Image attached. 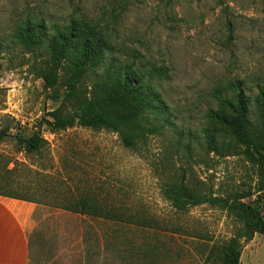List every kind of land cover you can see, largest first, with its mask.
<instances>
[{
	"label": "rangeland",
	"instance_id": "obj_1",
	"mask_svg": "<svg viewBox=\"0 0 264 264\" xmlns=\"http://www.w3.org/2000/svg\"><path fill=\"white\" fill-rule=\"evenodd\" d=\"M71 18L100 27L109 42L103 60L78 84L82 93L91 95L102 67L126 61L149 78L167 104V119L139 137L135 150L125 147L115 130L75 125L51 132L43 121L51 120L52 111L79 114L67 96L71 64L55 59L49 45L54 29ZM27 22L43 25L39 43L29 47L15 37ZM154 66L167 72L150 77ZM237 80L242 86L237 96L253 97L264 85V0H0V128L10 126L0 139V195L15 182L27 197L56 203L54 195L64 194L60 200L66 202L88 194L144 213L157 229L82 217V230L114 235L119 249L124 238L150 248L154 243L162 251L157 264H218L209 250L230 238L239 244V264H264V234L247 237L254 209L264 214V191H256L264 171L252 161L259 156L256 148L264 155L260 107L252 100L247 105L250 124L260 127L256 147L231 137L225 124L218 125L214 146L203 133L209 125L213 129L207 113L220 106L230 94L228 83ZM31 128L46 142L41 155L26 153L16 142L15 136ZM182 175L213 196L250 195L232 209L205 202L178 210L160 187ZM147 252L133 247L137 258L147 260ZM91 261L123 264L105 256Z\"/></svg>",
	"mask_w": 264,
	"mask_h": 264
},
{
	"label": "trees",
	"instance_id": "obj_2",
	"mask_svg": "<svg viewBox=\"0 0 264 264\" xmlns=\"http://www.w3.org/2000/svg\"><path fill=\"white\" fill-rule=\"evenodd\" d=\"M41 28H43L41 24L23 23L16 29L15 37L28 47L32 46L39 43ZM49 45L55 59L65 58L71 64L67 96L73 99L79 109V114L75 118L57 113V111L50 112L51 120L43 119L49 131L66 130L75 125L93 129L107 128L118 131L122 144L135 150V143L139 137L157 130L159 128L157 121L167 119L165 113L168 108L162 95L150 85L149 78L142 76L140 69L132 62L107 64L100 69L98 77L93 81L91 95L88 97L87 94L80 91L78 87L80 81L89 69L97 66L103 60L104 51L109 49L107 37L100 27L71 18L65 27L54 29L53 35L49 37ZM166 72V68L154 66L150 77H152V73L161 75ZM241 89L240 81L229 82L227 86V90L230 91L229 96L223 97L216 110H209L207 113V118L213 124V129L209 125L203 129V133L206 134V140L211 146L218 143L217 137L221 135V131L217 132L218 125L225 124L231 129V137L240 139L246 145L252 144L256 147L255 141L260 134V127H253L250 124L247 105L251 100L257 104L260 107L258 115L264 122V85L258 86L253 97L234 94ZM230 113L233 115H229ZM41 124L39 123V126ZM8 129H10L8 125L0 128V139L7 135ZM15 139L28 154L41 155L46 144L38 128H31L27 134L15 136ZM256 151L259 156L255 160L253 158L252 161L259 164L262 173L264 171V155L257 148ZM261 175L256 191H264V175ZM174 178L164 181L160 192L170 205L178 210H185L189 206L205 202L232 209L239 199L250 195L248 191H241L227 197L213 196L211 193H204L194 187V184H189L184 175L179 181ZM8 187L9 190L2 191V195L48 204L119 225L136 226L140 229H157L156 221L144 213L132 212L126 206L109 205L97 200L93 195H77L75 199L66 202L60 200L65 197L64 194L54 195L53 197L58 202L52 203L31 196H23L15 182H9ZM45 191L47 190L41 192L45 194ZM255 232L264 234V214H261L258 208L254 209L253 220L248 224L247 237L251 238ZM114 239L111 235H106L103 244L104 256L109 257L112 261L119 259L123 264H157L160 262L162 251L154 243L150 248L143 245V242L140 245H135L131 240L124 238L122 242L125 245L123 244L124 246L119 249ZM133 247L140 248L142 252H147L148 248V259L137 258L133 253ZM215 247L210 248L208 256L217 258L218 264H239L240 247L237 239L230 238L217 248Z\"/></svg>",
	"mask_w": 264,
	"mask_h": 264
},
{
	"label": "crops",
	"instance_id": "obj_3",
	"mask_svg": "<svg viewBox=\"0 0 264 264\" xmlns=\"http://www.w3.org/2000/svg\"><path fill=\"white\" fill-rule=\"evenodd\" d=\"M82 217L101 219L0 195V264H91L106 235L82 230Z\"/></svg>",
	"mask_w": 264,
	"mask_h": 264
}]
</instances>
